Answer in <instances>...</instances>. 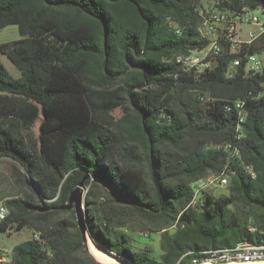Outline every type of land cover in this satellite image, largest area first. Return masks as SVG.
Segmentation results:
<instances>
[{"label": "trees", "instance_id": "obj_1", "mask_svg": "<svg viewBox=\"0 0 264 264\" xmlns=\"http://www.w3.org/2000/svg\"><path fill=\"white\" fill-rule=\"evenodd\" d=\"M209 1L231 13L264 5ZM203 9V0H0V28L16 24L22 36L0 44L21 72L0 59V232L40 236L9 259L0 251V264H100L63 207L81 182L88 235L122 264H198L208 249L264 242L250 228L264 226V71L242 64L227 77L234 57L264 49V35L240 52L226 46L205 71L185 69L175 55L210 41ZM239 99L240 139L225 108ZM220 171L228 194L192 200L190 183ZM146 227L160 236L157 254L132 234Z\"/></svg>", "mask_w": 264, "mask_h": 264}, {"label": "built area", "instance_id": "obj_2", "mask_svg": "<svg viewBox=\"0 0 264 264\" xmlns=\"http://www.w3.org/2000/svg\"><path fill=\"white\" fill-rule=\"evenodd\" d=\"M260 9L264 15V5H259L254 9H244L240 13H231L221 10H201L200 14L203 17L202 34L204 37L209 38V43L203 48L191 49L188 52H180L175 55L176 60H183V68L195 69L196 71H205L212 66L213 61L217 56L221 55L227 50L229 52H240L244 46H249L257 43L264 35V18L259 15L252 14L251 11ZM249 23L253 27L246 31V35H241V24ZM264 54V49L260 52L246 51L244 55L234 57L227 70V77L235 75V69L242 65L247 73H262L264 71V59L261 57ZM214 102V99L208 98ZM225 108L228 111H235L237 115V137L241 138L243 135L242 123L245 121V101L235 100L231 103H225ZM226 147L231 148L233 155H239V149L233 143H228ZM249 167V165H245ZM250 169V168H249ZM251 173L252 169H250ZM228 174L225 171L208 173L201 179L200 182H191L194 194L193 199H197V189L209 190L211 186H227ZM256 177V175H254ZM6 216L4 202H0V219ZM252 230H255L254 225H251ZM34 238L39 239V233L35 232L32 235ZM6 256L3 255L2 259L5 260ZM216 264H223L229 262H257L264 261V249H252V247H242L241 250H236L227 256L210 255L205 258Z\"/></svg>", "mask_w": 264, "mask_h": 264}, {"label": "rangeland", "instance_id": "obj_3", "mask_svg": "<svg viewBox=\"0 0 264 264\" xmlns=\"http://www.w3.org/2000/svg\"><path fill=\"white\" fill-rule=\"evenodd\" d=\"M203 3L206 7H212L213 3L209 0H203ZM252 14L259 15L261 18H264V15L260 9H256L251 11ZM253 27L251 24H241V35L244 37L246 35V31ZM22 36L19 32V27L16 24H9L7 26H4L0 28V44L15 41L20 39ZM264 59V54L261 56ZM0 59L6 69L9 71V73L14 77H20L21 72L20 70L13 64V62L8 58L6 54H3L0 52ZM121 113L120 109L116 111V114L119 115ZM38 128V124L37 127ZM6 163L0 162V171H5ZM2 182V181H1ZM5 186V184H0V189ZM209 192L213 193L214 195H220V194H228V186H211L209 188ZM202 194V192H200ZM200 194V196H201ZM2 200V199H1ZM197 200V199H196ZM192 203H195L193 201ZM141 218H138L135 221V225L143 227L144 225L141 224ZM141 229V228H140ZM143 230V228H142ZM145 232H148L149 235L145 236L138 232H132V234L139 240V242L144 245L146 243L152 244V246H155V253L157 254L160 247V236L157 233L149 231V229L144 228ZM28 236H31V229L30 228H24L19 231H11V232H0V251H2V254L5 255L8 258H11L12 256V249L15 244L25 240L28 238ZM99 263V262H98ZM101 264V263H100ZM122 264V263H121Z\"/></svg>", "mask_w": 264, "mask_h": 264}, {"label": "bare ground", "instance_id": "obj_4", "mask_svg": "<svg viewBox=\"0 0 264 264\" xmlns=\"http://www.w3.org/2000/svg\"><path fill=\"white\" fill-rule=\"evenodd\" d=\"M177 62L181 63L183 65V60H177ZM245 119H246V114H245ZM253 176L256 175L254 172L252 173ZM203 179V178H202ZM200 180L195 181V182H200ZM229 184V177H228V181H227V185ZM205 189H197V196L199 195V193ZM5 206V212H6V216H3L1 220L5 219L7 217L8 214V207L6 206V204L4 203ZM252 230V227H250ZM255 230L253 231H257L259 233V235L264 237V226L263 228H259L256 225H254ZM250 246L252 247V249H264V242L262 243H253L252 241L249 240H244L241 241L239 243H237L234 246H227V247H217V248H212V249H208L205 251V253L207 254L206 258L209 257L210 255H217V256H227L230 255V253L235 252L236 250H241L242 247H247ZM89 248L92 251L93 255L95 256V258L97 260H99L102 263L105 264H121V262L113 255H111L110 253L106 252L103 249L98 248L94 242L92 241V239L89 237ZM198 264H216V263H212L209 261H205V262H201ZM223 264H264V261H257V262H229V263H223Z\"/></svg>", "mask_w": 264, "mask_h": 264}, {"label": "water", "instance_id": "obj_5", "mask_svg": "<svg viewBox=\"0 0 264 264\" xmlns=\"http://www.w3.org/2000/svg\"><path fill=\"white\" fill-rule=\"evenodd\" d=\"M83 184L84 183L81 182V185L71 193L69 203L63 207L74 209L77 225L82 233L83 241L85 246L87 247L88 254L93 257L97 262L105 264L97 260L89 248V235L85 215V192Z\"/></svg>", "mask_w": 264, "mask_h": 264}, {"label": "crops", "instance_id": "obj_6", "mask_svg": "<svg viewBox=\"0 0 264 264\" xmlns=\"http://www.w3.org/2000/svg\"><path fill=\"white\" fill-rule=\"evenodd\" d=\"M0 202H3V199L1 200L0 198ZM31 235H32V231H31ZM31 237V236H28V238ZM5 259H9L8 257H6Z\"/></svg>", "mask_w": 264, "mask_h": 264}]
</instances>
